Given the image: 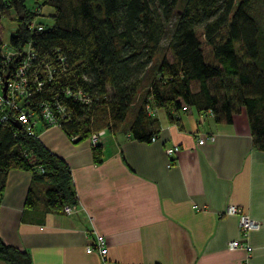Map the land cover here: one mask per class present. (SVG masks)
Wrapping results in <instances>:
<instances>
[{"label": "trees", "instance_id": "16d2710c", "mask_svg": "<svg viewBox=\"0 0 264 264\" xmlns=\"http://www.w3.org/2000/svg\"><path fill=\"white\" fill-rule=\"evenodd\" d=\"M28 1L0 0V17L13 14L16 23L8 47L30 44L43 63V86L36 89L28 73L29 98L0 108V202L8 173L17 170L31 176L26 207L64 215L76 206L66 163L17 121L22 112L40 115L51 101L64 108L63 118L56 114L59 128L76 142L105 130L151 143L159 124L148 109L177 124L183 107L210 112L216 123H230L243 109L253 146L264 151V0ZM42 8L52 10L51 25L36 21L34 10ZM1 33L0 26V77L15 67L5 64ZM163 42L170 59L156 57ZM92 157L101 162L99 143ZM0 261L32 264L1 238Z\"/></svg>", "mask_w": 264, "mask_h": 264}, {"label": "crops", "instance_id": "0c3cea01", "mask_svg": "<svg viewBox=\"0 0 264 264\" xmlns=\"http://www.w3.org/2000/svg\"><path fill=\"white\" fill-rule=\"evenodd\" d=\"M154 111V142L106 133L100 163L88 139L37 128L41 144L71 172L76 211L26 207L31 176L12 170L0 202L2 242L27 252L32 264H264V151L253 146L245 111L216 123L210 112L188 108L174 115L179 124ZM169 147L179 151L167 157ZM230 204L260 224L248 235L249 256L228 249L239 236L236 217L224 214ZM97 236L105 258L85 251Z\"/></svg>", "mask_w": 264, "mask_h": 264}, {"label": "built area", "instance_id": "2783aa9c", "mask_svg": "<svg viewBox=\"0 0 264 264\" xmlns=\"http://www.w3.org/2000/svg\"><path fill=\"white\" fill-rule=\"evenodd\" d=\"M37 14L38 9L34 10ZM32 28H36L38 31L42 30L41 25H32ZM1 51L3 57L5 59V64L11 63L15 64L14 70L9 73L3 74L0 77V108L3 109L5 105H8L12 108H17L18 102L16 100L18 98L27 99L30 96L29 85L30 78L28 77V73L30 76H33V81L36 85V89H40L43 86V82L40 81L39 74L43 67L41 66V61L37 57L35 53L32 52L31 45L28 44L25 47L20 49H12L10 47H5L2 45ZM46 77L48 79L51 78V65L44 61ZM6 77V78H5ZM6 82V91L3 92L4 83ZM66 95H70L69 92ZM72 95V94H71ZM74 99L81 101L80 95H72ZM53 104V105H51ZM40 115H37L35 112L25 113L22 112L18 115L17 121L26 128V131L31 135L38 137L37 128L39 127H59V121L57 115H60L61 118L65 116L64 108L60 106L58 103H54L51 101L50 104L42 103L40 105ZM187 108L183 107L180 109L181 112H186ZM148 112L154 115V110L148 109ZM57 114V115H56ZM6 117L1 118V122L5 121ZM106 134L105 130H100L94 132L89 137V142L92 146L97 145L101 138ZM209 140L212 141L213 138L209 137ZM155 139H152L154 142ZM205 141L203 139L199 140V144H203ZM179 149L177 147H169L165 150V154L167 157L174 156ZM78 204V203H77ZM76 204V206H77ZM76 206L72 208H66L65 214L75 213ZM225 215L234 216L237 219V228H238V239L230 241L228 243V249L230 251L233 250H243L249 256L252 252V247L248 244V235L252 231H256L260 224L252 219L244 210L236 205H228L225 210ZM86 253L96 252L102 258L106 257L107 250L105 247V243L103 239L99 236L95 238V242L93 246L86 247Z\"/></svg>", "mask_w": 264, "mask_h": 264}, {"label": "rangeland", "instance_id": "374dc122", "mask_svg": "<svg viewBox=\"0 0 264 264\" xmlns=\"http://www.w3.org/2000/svg\"><path fill=\"white\" fill-rule=\"evenodd\" d=\"M27 7H31L32 5V1H28L27 3ZM38 16H37V20L36 21H40L43 20V22L47 23V24H52V18L49 15H52V10L50 8H42V9H38L37 12ZM14 16L13 14L10 15V17H0V26L2 27V33H1V42L2 45L5 47H8L9 44V39L11 36L14 35V32L16 30V23L11 20L13 19ZM162 53H165L166 57L170 59V55L168 50L166 49V43L163 42L160 46V51L157 54V58L161 57ZM0 264H4L3 262L0 261Z\"/></svg>", "mask_w": 264, "mask_h": 264}, {"label": "water", "instance_id": "95a60500", "mask_svg": "<svg viewBox=\"0 0 264 264\" xmlns=\"http://www.w3.org/2000/svg\"><path fill=\"white\" fill-rule=\"evenodd\" d=\"M5 91H6V82L4 83V87H3V92L5 93Z\"/></svg>", "mask_w": 264, "mask_h": 264}]
</instances>
